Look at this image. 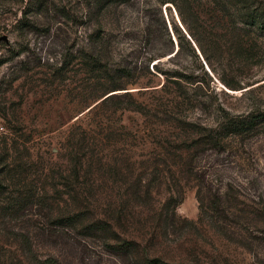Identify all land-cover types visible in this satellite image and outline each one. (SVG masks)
<instances>
[{"label":"rangeland","instance_id":"obj_1","mask_svg":"<svg viewBox=\"0 0 264 264\" xmlns=\"http://www.w3.org/2000/svg\"><path fill=\"white\" fill-rule=\"evenodd\" d=\"M178 2L0 0V264H264V32Z\"/></svg>","mask_w":264,"mask_h":264},{"label":"trees","instance_id":"obj_2","mask_svg":"<svg viewBox=\"0 0 264 264\" xmlns=\"http://www.w3.org/2000/svg\"><path fill=\"white\" fill-rule=\"evenodd\" d=\"M160 1L163 4L166 2H173L177 5H179L178 7H180V3L178 2V0H160ZM231 2H233V4H236V5H241V8H243V12H240L241 15L240 14L239 15L238 14H236V15L232 14L231 16L233 18H238V21L241 20L242 21L241 23H243V25H244L243 28L244 29L247 28L246 29L247 32H250V34L255 32V31L264 32V8L257 5L254 2V0H208V4L212 5L211 9L213 10V12L217 11V9L220 8V13H222V11H221L222 8L226 9V11H227V8L230 9L231 8V5H230ZM191 8L193 9V7H191ZM180 13H181V19H182L183 23L185 25H187L188 20H186L187 18L185 17V15L183 14V11L181 9H180ZM195 14H196V11H195ZM221 18L225 19V16L223 15V13H222ZM236 23H234V24H236ZM25 25H28V24H25ZM193 29L187 25V30L189 31V34H190L192 40L195 41L199 45V47L201 48L203 53L206 54V52L203 48L200 36H198ZM176 31L179 33L178 34L179 37L182 36L183 39H186L188 41V43L192 46V49L195 53L196 50H195V47L193 46L191 40H189L186 37V35L183 33V31L181 30V28L179 26H176ZM210 33H212V32H210ZM207 59L210 62L209 56H207ZM3 63L4 62L0 60V65H2ZM148 67H149V65H148ZM180 86L181 85L179 84V88H181ZM111 95H113V94H111ZM111 95H109V96H111ZM109 96L105 97L103 99V101L106 100Z\"/></svg>","mask_w":264,"mask_h":264}]
</instances>
